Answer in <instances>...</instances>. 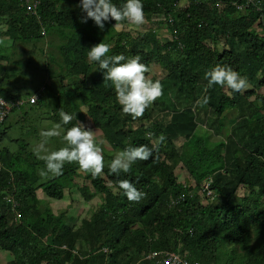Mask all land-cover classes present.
I'll list each match as a JSON object with an SVG mask.
<instances>
[{"label":"trees","instance_id":"obj_1","mask_svg":"<svg viewBox=\"0 0 264 264\" xmlns=\"http://www.w3.org/2000/svg\"><path fill=\"white\" fill-rule=\"evenodd\" d=\"M28 1L31 15L26 2L0 0V38L12 43L8 54L0 48V94L8 101L38 94L30 111L55 98L49 116L66 137L78 135V142L82 131L97 130L129 163L121 167L105 153L88 162L92 154L78 163L41 162L30 152L29 172L20 147L0 145V251L11 253L8 264H147L155 251L219 264L222 247L232 263L240 251L237 264H264V0L257 1L263 14L255 4L238 9L247 0H189L188 9L176 8L178 0ZM133 16L153 29L138 30L137 38L124 32L104 51L94 32ZM32 43L62 52L60 72L44 61L56 64L52 52L23 63L18 46ZM157 65L159 80L152 76ZM29 75L34 81L27 83ZM51 79L60 86L46 97ZM197 86L203 97L195 96ZM163 89L175 92L172 108L154 117L149 104L164 105ZM226 111L234 114L228 139ZM210 113L217 122L210 123ZM48 165L59 171L44 179L38 167ZM84 167L91 187L80 188L83 201L100 198L90 219L77 227L66 211L40 209V193L63 200ZM179 168L193 185L179 182ZM209 176L216 198L205 205L209 198L199 192ZM181 194L186 199L171 207L170 198Z\"/></svg>","mask_w":264,"mask_h":264},{"label":"rangeland","instance_id":"obj_2","mask_svg":"<svg viewBox=\"0 0 264 264\" xmlns=\"http://www.w3.org/2000/svg\"><path fill=\"white\" fill-rule=\"evenodd\" d=\"M140 20V21H138ZM124 25L123 23H121ZM148 26V27H147ZM127 27L132 28H123L121 25H116L115 28L112 26L109 27H103L98 28L94 34L98 35V39L104 49V51H108L109 48H111L116 41L117 37L120 34H124V31L126 33H130L132 37H137V30L143 29L145 27L153 29V25H149L147 20H143L140 17H130V23L127 25ZM162 29V28H161ZM161 29H158V34H162ZM71 35V34H70ZM123 36V35H122ZM49 41L51 42V39L49 38ZM33 47H30L28 45L18 47V53H22V61L23 63H27L29 60H34L35 62L39 61L41 58L44 57L45 53L52 52L53 57H55L56 64H53L52 59H44L46 63L49 64V66H52L56 71L60 72L59 68L56 66L59 64H63L62 57L60 54V51L57 50V47H53V49L50 46H47L46 48H42L37 43H32ZM10 45L11 42L8 40H4L0 38V48L3 49V52L5 54H8L10 52ZM34 68V65L32 66ZM24 67H21L20 70H23ZM40 70V69H39ZM152 76H155L158 80L160 78H163L164 72L162 68H160L158 65L155 66L154 70H152ZM34 79H32V76L26 77V82L30 83L33 82ZM47 83L50 85L48 88H51L52 90H48L46 97L49 96V92L52 94L54 92H57V88L60 86L58 80H49ZM200 84L199 86H201ZM48 86V85H47ZM196 87V94L203 97L204 91L198 90V87ZM31 87V85H30ZM160 87V86H158ZM27 92V91H26ZM262 93H264V89H262ZM156 98V96L154 95ZM164 98V105L160 102H158V107L153 106L152 103L149 104V108L154 111V117L156 114H161V111H165L167 109L172 108L170 100L175 98V92L171 91V93L168 91V89H163V96ZM161 97V99H162ZM203 98L199 99L201 101ZM48 102H45L44 105L41 107L31 110L28 108L26 114H17L15 112L11 113V115L8 118V123L6 124L7 127L11 125L10 132L7 133L6 137H4L3 145L7 146L11 151H14L13 149H16L20 147V151L25 152L24 158L22 164L24 168L26 166H30V163L33 162L34 159H31L29 156V153L32 152L35 156L36 160H39L41 162L46 161L50 159V161L57 162L59 164H66L70 161L78 163L83 158H88L91 154L94 157H91L87 160L90 161L92 158L94 159H100L102 156H104V153L113 156L117 161L118 164L121 167H124L129 163L128 158L126 155L123 154L122 151H113L111 150V147L108 143L104 141V139L99 135V132L97 130H85L82 131L78 142L76 139L78 138V135L73 136H65V131H63V128L58 126L55 121L51 120L49 117L50 112L53 110V107H55V98H48ZM25 112V109L23 110ZM157 112V113H156ZM164 112H162L163 114ZM161 114V115H162ZM226 121L225 126L227 129H224L222 132V136L225 139H228L230 135H228V130L231 128L229 119L232 118L234 114L228 113L226 111L225 113ZM204 114L201 113V116ZM16 119H13L15 118ZM210 123L216 121V116L214 114L209 115ZM12 139H17V141H12ZM88 142H91V144L88 145ZM183 141H178V144L181 145ZM72 143L78 144L80 147H82V151L79 149H73L70 145ZM26 145V146H25ZM11 147V148H10ZM16 147V148H15ZM238 156L241 157L242 155H246V152H243L242 150H239L237 152ZM102 163V162H101ZM22 165L19 166V168ZM23 168V169H24ZM29 172H32V167L30 166ZM25 170V169H24ZM181 170V171H180ZM59 171V165H52L48 167L40 166L38 167V173L40 175H43V178L45 179L46 176H54ZM80 173L82 174V177L90 172V169L88 167L80 168ZM180 172V173H179ZM177 173H179V180L183 184L190 185L193 183V181L188 176L187 172L181 168L178 169ZM80 177H77L75 179L76 182V188L73 189L71 192L70 190L66 191L65 198L63 200H57V199H50L48 197L44 196V193H40V200L42 201L43 205H40V209L44 210L47 209L50 211V213L59 216L62 212L66 211L67 215L73 216L76 218V226L78 227L81 225V221L83 219H90L92 214L97 210L99 202L98 197L91 201H83L84 194L82 191H80V188L83 186V184H87L91 187V181L88 179H84ZM42 178V179H43ZM106 178V176L104 177ZM211 200H204L205 205H207ZM73 221V220H72ZM137 228V226L135 227ZM159 238V234L157 235ZM224 251V252H223ZM220 252H223V256L219 260V264H237L240 261L241 252L238 251L237 255L235 256L236 263H232L230 254L227 253L226 247H222ZM83 256V255H82ZM81 256V257H82ZM12 255L9 252H2L0 251V264H8L10 261ZM143 258V257H142ZM139 264H145V263H139ZM147 264H151L150 262H147Z\"/></svg>","mask_w":264,"mask_h":264},{"label":"clouds","instance_id":"obj_3","mask_svg":"<svg viewBox=\"0 0 264 264\" xmlns=\"http://www.w3.org/2000/svg\"><path fill=\"white\" fill-rule=\"evenodd\" d=\"M27 1V0H26ZM26 1H22L21 0V2H26ZM81 1V0H80ZM189 0H178V1H176L173 5L175 6V4L178 2L179 4V6L180 7H182L183 6V4H185L186 2H188ZM27 3V2H26ZM27 4H29L30 6H31V8H32V4L30 3V1L27 3ZM24 5V7L26 8V5L25 4H23ZM27 12H28V14H30L31 15V12L32 11H30V10H28V8H27V10H26ZM258 12V11H257ZM259 13H261V14H263V11H262V9H261V12H259ZM133 17H136V16H133ZM263 17V16H262ZM130 23V22H129ZM129 23H125L124 25H122V24H119V25H121L122 26V29L124 28H132V27H127V25L129 24ZM43 23L41 22V25H42ZM148 27V26H147ZM146 27V28H147ZM123 29V30H124ZM148 29H150V28H148ZM138 31V30H137ZM125 32V31H124ZM43 34H45V31H43ZM137 37H139V33H137ZM136 37V38H137ZM3 39V38H2ZM4 40H7V39H4ZM9 41V40H8ZM12 44V43H11ZM60 54H62V52H60ZM33 62H35L34 60H32ZM42 90H44V88H42ZM0 97H2L7 103H9L10 105H12V104H14V106H12L11 108H10V110H9V114H8V116H7V118L5 119V121L3 122V124L1 125V128H0V145H3V141H2V136H3V134L5 133V131H4V129L5 128H8L7 127V123H8V118H9V116L11 115V113H13V112H15L16 113V115L17 114H22L23 113V110L24 109H27V108H29L30 106H33V105H35L40 99H39V95L38 94H33V95H27V96H25V97H19V98H16V99H14V100H11V101H8L6 98H4L1 94H0ZM32 98H35V101L34 102H32ZM34 100V99H33ZM18 102H22V104L21 105H19V106H16V104L18 103ZM53 110H55V107H53ZM52 110V111H53ZM51 111V112H52ZM50 112V113H51ZM50 117V116H49ZM13 119H16V117L15 118H13ZM9 127H11V125L9 126ZM10 130H11V128L10 129H8L6 132L8 133V132H10ZM7 133H6V135H7ZM15 140H17V139H12V141H14L15 142ZM1 162H3V161H1ZM3 164V163H2ZM180 182V181H179ZM181 183V182H180ZM209 184V190H212V195L211 196H208L207 195V193L206 192H204V186L206 185V184ZM214 183H215V181H214V176H209V177H207L203 182H202V184H201V189H200V194L202 195V197H205V198H209L210 200H214V198H216V193H215V190H214ZM190 185H193V183H191ZM190 185H187V184H185V186L186 187H188V186H190ZM16 186V185H15ZM135 193H136V195H139V194H143L144 192L140 189V190H138V189H136V191H135ZM195 193L194 192H191L190 191V195L192 196V195H194ZM175 198H177V199H186V194H181L180 196H178V197H171L170 198V206L171 207H176L177 206V201H175L174 199ZM208 199V200H209ZM63 248H65V247H63ZM103 251L105 252V253H109V250L107 249V248H104L103 249ZM156 252V251H155ZM157 252H159V251H157ZM170 252H174V251H170ZM153 252H150V253H148V255L143 259V261H146V262H149V261H153V260H149V259H147V257L149 256V255H151ZM176 253H179L181 256H182V254L180 253V252H176ZM185 255V254H184ZM83 258H85L84 256H82ZM182 257H186L187 259H188V261L190 262V264H200L199 262H192L188 257H187V255H185V256H182ZM139 264V263H138Z\"/></svg>","mask_w":264,"mask_h":264},{"label":"built area","instance_id":"obj_4","mask_svg":"<svg viewBox=\"0 0 264 264\" xmlns=\"http://www.w3.org/2000/svg\"><path fill=\"white\" fill-rule=\"evenodd\" d=\"M257 1L258 0H247L246 4L238 5L237 7H238V9L243 10L244 8H248L250 4H255L257 11L261 12V7L259 6V2H257ZM26 2L28 3L29 1L27 0ZM178 4H179L178 2L175 4L176 8L188 9L191 5V2H189V1L186 2L185 4H183L182 7H180ZM28 10L32 11L31 6L28 7ZM34 101H35V98H32V102H34ZM21 104H22V102H18L16 104V106H19ZM12 106H14V104L10 105L2 97H0V128H1V125L3 124V122L5 121V119L7 118L8 114H9V110ZM3 169H4V166H3L2 162L0 161V171ZM10 176H11V179L13 181V175L10 174ZM15 190H16V186L14 184V192H15ZM204 192H206L208 196H211L213 193L212 190H209V184L208 183L204 186ZM8 201L12 203V210L16 214H18V212H17L18 204L16 202V199L14 198V195L9 196ZM16 216H18V215H16ZM147 259L154 260L157 262V264H190V262L188 261V259L186 257H182L179 253L170 252V251L153 252L151 255H149L147 257Z\"/></svg>","mask_w":264,"mask_h":264}]
</instances>
